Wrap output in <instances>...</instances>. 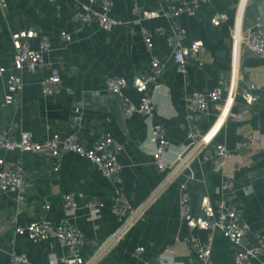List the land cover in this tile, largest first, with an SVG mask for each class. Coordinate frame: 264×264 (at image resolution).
Here are the masks:
<instances>
[{
  "label": "crops",
  "instance_id": "0c3cea01",
  "mask_svg": "<svg viewBox=\"0 0 264 264\" xmlns=\"http://www.w3.org/2000/svg\"><path fill=\"white\" fill-rule=\"evenodd\" d=\"M80 1L84 0H0V65L6 69L0 76V103L7 72L11 71L10 34L32 29L37 36L29 40L31 48H36L39 40L49 44L41 67L18 72L21 87L11 103L0 105V129L14 138L27 131L39 142L53 134L64 137L76 133L86 148L99 133L108 134L122 147L116 155L121 167V192L131 207L138 206L163 174L151 162L148 121L138 114L124 118L119 101L104 89V78L117 75L125 79L123 93L130 101L136 103L143 94L151 98L152 122L162 127L169 142L167 159L186 143L184 96L194 90L221 88L218 103L194 112L192 122L211 144L222 143L231 154L220 172L212 171L210 161L191 162L193 179L188 183V194L192 221H179L177 183L172 181L94 264H140L141 260L155 264L162 253L164 264H199L188 247L186 234L191 232L202 242L207 220L220 200L239 212L249 229L244 245L253 244L257 234H264V59L248 55L230 35L232 30L241 35L256 15L264 16V0H207L195 15L177 17L185 30L183 47L195 51L186 62L185 84L174 70L164 41L170 24L160 16V10L166 8L168 0H112L110 15L123 23L109 31L75 20L76 3ZM133 3L139 7L138 16L131 14ZM221 14L226 15L225 20ZM140 27L158 29L151 35V51L143 47ZM61 30L69 33V42L59 39ZM150 55L161 64L157 77L160 85L155 90L148 82ZM49 65L58 67L59 89L44 95L40 82L48 75ZM244 139H249L246 144L236 145ZM0 157L20 164L24 171L18 190L0 193V264H8L10 251L25 255L34 264H69L66 250L52 232L38 242L12 232L14 226L29 221L68 220L82 234L79 252L83 257L92 254L115 229L116 219L110 212L113 183L84 157L65 152L57 168L42 153L0 150ZM224 179H229L232 186L222 191L219 187ZM64 193L72 196L75 209L63 207ZM92 200L102 203L95 218L89 217L87 207ZM173 237H177L173 251L164 252ZM138 246L143 251L136 259L131 252ZM234 249L214 231L210 264H234ZM252 264L261 263L254 260Z\"/></svg>",
  "mask_w": 264,
  "mask_h": 264
},
{
  "label": "built area",
  "instance_id": "2783aa9c",
  "mask_svg": "<svg viewBox=\"0 0 264 264\" xmlns=\"http://www.w3.org/2000/svg\"><path fill=\"white\" fill-rule=\"evenodd\" d=\"M54 1V0H48ZM207 0H168L166 8L160 10V16L167 18L170 24V33L165 36L164 41L171 53V61L174 70L181 75L185 82L187 74L186 62L195 56V51L191 47L185 49L182 45L185 36V30L177 23L179 15H195L199 5ZM75 20L80 24L93 23L102 31H109L113 27L122 24L120 19L110 15L112 0H84L76 3ZM131 14L139 15V7L133 3ZM222 20L226 19L225 14H221ZM142 44L146 51H151L153 44L151 35L158 33L148 31L144 27L139 29ZM160 34L161 31L159 30ZM37 36L32 29H21L10 34V40L13 47V56L11 61V71L7 72L5 79V93L2 98L1 106L11 103L13 95L19 91L21 81L18 72L24 70L33 72L44 64L43 53L49 49L47 41L39 40L36 48H31L29 40ZM58 37L64 43L70 41V35L61 30ZM230 39L232 42L239 41L241 49L248 55L258 59H264V16L256 15L251 23L241 35L232 30ZM150 75L151 90L159 88L157 81L161 64L157 57L150 55ZM6 71L5 67L0 65V76ZM59 71L56 65H49V73L40 82L41 92L45 95L55 93L59 89ZM126 81L123 77L117 75H108L104 78V89L113 95L120 104L121 114L124 118H129L133 114L144 117L149 123L148 140L151 144V162L158 172H161L162 178L156 188L152 190L144 201L138 206L131 207L126 197L121 192L120 165L116 155L121 150V145L114 141L108 134L99 133L91 147H84L76 133H70L64 137L53 134L50 138L43 141H35L27 131L18 133L14 138L6 129H0V150L19 151L29 153H42L53 161L57 168L61 155L65 152H72L87 159L94 165L98 173L105 179L113 183L112 205L110 212L116 219L115 229L104 239V241L88 256H82L79 248L83 243L81 232L73 226L68 220L61 217L53 223L44 221H29L23 225H16L12 232L15 235L24 236L32 242H38L45 239L48 232H52L53 238L66 250V262L73 264H94L103 253L113 247L130 228L133 222L142 214L144 209L150 204L158 193L176 180L177 183V211L180 222L188 223L192 220L190 198L188 194V183L193 179L191 171V162L197 159L199 163L210 161L213 172H220L225 163L230 158V151L222 143L211 144L206 139L205 134L199 127L192 122L193 113L205 111L209 104H217L222 98V90L219 87H213L210 90H194L184 96V109L186 118V143L177 153L167 159L169 153V142L165 139L162 127L152 122L154 107L151 98L147 94L139 97L136 103L130 101L123 93ZM253 100V98H252ZM247 138V137H246ZM244 139L237 143V146L247 143ZM24 171L20 164L5 161L0 157V193L5 190H18ZM232 182L224 179L220 184V190L231 188ZM63 207L66 209H75L76 203L69 193L62 195ZM102 203L98 200L88 202L89 217L95 218L96 213ZM47 206L44 205L43 209ZM207 234L202 242L188 232L186 242L190 251L194 254L199 264H210V253L212 244V234L214 231L221 233L234 247L232 260L234 264H252L254 260L264 264V234H257L253 244L244 245V237L248 232V225L243 221L239 212L227 205L223 200L216 203V208L212 216L206 223ZM177 237H173L170 242L164 246V252L171 253ZM143 248L135 247L131 255L139 259ZM164 254L156 257L155 264H164ZM8 264H34L30 263L23 254L15 251L9 252ZM140 264H152L147 260H141Z\"/></svg>",
  "mask_w": 264,
  "mask_h": 264
},
{
  "label": "water",
  "instance_id": "95a60500",
  "mask_svg": "<svg viewBox=\"0 0 264 264\" xmlns=\"http://www.w3.org/2000/svg\"><path fill=\"white\" fill-rule=\"evenodd\" d=\"M192 221V220H191Z\"/></svg>",
  "mask_w": 264,
  "mask_h": 264
}]
</instances>
